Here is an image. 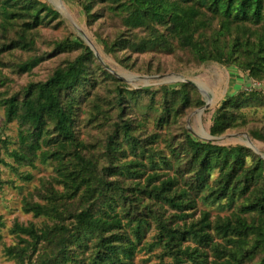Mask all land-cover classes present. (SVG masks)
Listing matches in <instances>:
<instances>
[{"label":"trees","instance_id":"1","mask_svg":"<svg viewBox=\"0 0 264 264\" xmlns=\"http://www.w3.org/2000/svg\"><path fill=\"white\" fill-rule=\"evenodd\" d=\"M75 2L90 23L111 30L96 36L126 68H141L133 55L181 52L190 64L235 67L264 83V0ZM52 23L60 27L63 17L45 0H0V88L3 69L31 74L47 61L40 32ZM50 45L77 55L61 58L44 80L0 92L6 122L18 125L7 148L13 164H0L28 181L21 168L54 170L36 190L38 201L34 193L22 198L37 221H15L10 246L0 231L5 255L14 264H134L153 232L161 264H264V156L196 139L183 127L205 106L196 85L134 88L110 74L82 37ZM154 70L162 66L150 61L144 74ZM263 111L264 92L242 90L215 110L210 135L245 129L264 144ZM6 184L13 182L0 178Z\"/></svg>","mask_w":264,"mask_h":264},{"label":"rangeland","instance_id":"2","mask_svg":"<svg viewBox=\"0 0 264 264\" xmlns=\"http://www.w3.org/2000/svg\"><path fill=\"white\" fill-rule=\"evenodd\" d=\"M63 17V24L60 27H54L52 23L42 29L40 36L44 37V42L39 41L40 53H51L40 67L30 73H18L15 69L8 67L3 69L2 78L5 85L0 88V92L12 93L23 88L33 80H44L60 62L64 56H75L77 53L57 54L51 48L52 41L63 40L66 36L73 35L82 37L86 43L94 50L97 58L106 70L117 78L123 80L126 84L134 88H152L159 85H170L175 87L181 82H192L200 91L206 109H197L191 111L184 118V128H187L192 136L199 140L209 141L210 125L215 117V110L220 107L222 102L230 97L237 96L242 90L251 91L261 90L264 92V83L254 82L246 74L235 67H225L218 63H208L204 65L190 64L186 60L191 59L188 54L181 52L171 55L164 52L152 51L147 55H133V58L139 61V66L131 70L121 65L117 58L104 53L101 41L96 36L97 33L105 36L111 30L106 26H100V22L90 23L75 0H45ZM125 53H120L123 56ZM20 55V54H19ZM184 58V59H183ZM186 59V60H185ZM154 66H162V73L156 70L150 74H144L148 62ZM186 80V81H183ZM101 89L100 92H103ZM264 114V111H263ZM83 138L85 135L82 136ZM18 138V125L16 122L7 123L5 109L0 106V159H4L8 164H13V160L8 156V150L13 148L12 143ZM9 144L6 145L5 142ZM213 142L219 145H245L249 146L255 153L264 156V144L254 142L245 129H236L227 132L225 135L215 137ZM250 143H253L251 146ZM21 172L32 175V180H26L24 176L15 173L4 164H0V178L3 181H10L13 184L0 186V216L4 217V225L0 231L3 237V244L10 246L16 242V236L12 231L15 221L27 224L30 221H37L32 214L24 211V202L22 198L28 193H34L30 198L38 201L39 196L35 195L36 190H41V181L49 179L54 175L51 164H38L34 169H22ZM201 209H206L201 207ZM219 212L214 208L213 214ZM225 214V213H223ZM39 221V220H38ZM153 232L144 235L140 247L145 250L140 251L134 264H161L160 248L153 242ZM0 245V264H14V261L7 257ZM169 261V260H168Z\"/></svg>","mask_w":264,"mask_h":264},{"label":"water","instance_id":"3","mask_svg":"<svg viewBox=\"0 0 264 264\" xmlns=\"http://www.w3.org/2000/svg\"><path fill=\"white\" fill-rule=\"evenodd\" d=\"M183 81H186V80H183ZM204 109H206V107L203 108V110H204ZM214 138H215V137H211V139H209V141H212V139H214ZM250 144H251L252 147H254V146H253V143H250Z\"/></svg>","mask_w":264,"mask_h":264}]
</instances>
